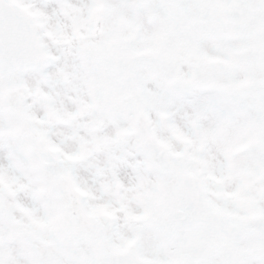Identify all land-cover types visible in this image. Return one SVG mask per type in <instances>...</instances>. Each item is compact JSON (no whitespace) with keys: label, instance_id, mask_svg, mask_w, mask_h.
I'll list each match as a JSON object with an SVG mask.
<instances>
[{"label":"clouds","instance_id":"obj_1","mask_svg":"<svg viewBox=\"0 0 264 264\" xmlns=\"http://www.w3.org/2000/svg\"><path fill=\"white\" fill-rule=\"evenodd\" d=\"M0 264H264V0H0Z\"/></svg>","mask_w":264,"mask_h":264}]
</instances>
